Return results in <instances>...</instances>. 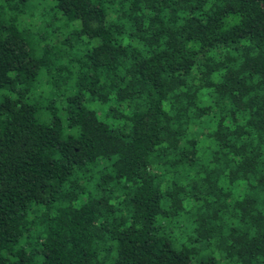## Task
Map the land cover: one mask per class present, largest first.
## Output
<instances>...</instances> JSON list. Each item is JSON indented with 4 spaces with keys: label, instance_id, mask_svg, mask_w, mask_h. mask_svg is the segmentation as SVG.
I'll use <instances>...</instances> for the list:
<instances>
[{
    "label": "trees",
    "instance_id": "1",
    "mask_svg": "<svg viewBox=\"0 0 264 264\" xmlns=\"http://www.w3.org/2000/svg\"><path fill=\"white\" fill-rule=\"evenodd\" d=\"M53 2L40 58L0 0V264H264V0Z\"/></svg>",
    "mask_w": 264,
    "mask_h": 264
},
{
    "label": "rangeland",
    "instance_id": "2",
    "mask_svg": "<svg viewBox=\"0 0 264 264\" xmlns=\"http://www.w3.org/2000/svg\"><path fill=\"white\" fill-rule=\"evenodd\" d=\"M52 4L53 5L55 4L53 0H37L36 8L34 9L28 8L29 11H27V13H24L20 16L21 19L24 20V22L21 21L22 29L25 31L29 49H31L40 58L44 56V49L47 46H49V49L60 47L63 42L64 36L66 34L73 32L76 29L75 25H71L69 27L63 26L62 31L58 32V36L57 34L54 35L52 34L51 30L55 29L56 27L61 28L62 24L65 23L64 21L63 23H61L60 16H58L56 12L53 9H51ZM32 5L33 3H31L30 7ZM1 6L3 5L1 4L0 8ZM5 11L8 12L9 8L6 7ZM28 12H30L32 15H30V13ZM54 15L58 18L56 22L53 23L52 29H50L51 26L49 24L50 22H52ZM14 16L15 13L13 11H9L6 17L11 18ZM29 24L31 25V28H29ZM38 38L42 39L41 45L38 41L36 42V39ZM63 47H64V43H63ZM43 81L45 82L47 81L46 77H43Z\"/></svg>",
    "mask_w": 264,
    "mask_h": 264
}]
</instances>
